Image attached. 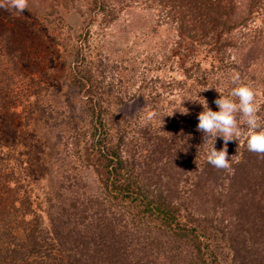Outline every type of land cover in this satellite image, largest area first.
I'll list each match as a JSON object with an SVG mask.
<instances>
[{"label":"trees","instance_id":"trees-1","mask_svg":"<svg viewBox=\"0 0 264 264\" xmlns=\"http://www.w3.org/2000/svg\"><path fill=\"white\" fill-rule=\"evenodd\" d=\"M127 1L90 0L88 11L103 13L109 22L137 0ZM139 1L175 29L170 53L183 77L170 85L185 98L181 139L168 134L170 106L153 115L155 126H140L133 137L113 130L110 101L102 98L112 87H101L103 80L84 65L77 47L65 78L87 113L85 120L62 116L60 123L71 131L58 133L54 143L45 139L44 157L56 164L49 178L56 192L45 197V212L31 199L30 183L37 180L28 160L0 145V264H264V158L248 151L244 136L243 145H227L231 167L222 174L224 169L207 161L212 140L205 142L195 129L203 111L199 100L218 111L216 88L227 94L234 87L224 86L240 61L234 54L247 52L241 58L244 73L258 59L264 64V0ZM14 17L0 26V137L11 121L32 134L41 115L47 113L49 122L57 114L42 106L41 94L48 88L41 79L48 75L52 48L31 40L34 34H25ZM248 77L255 82L253 74ZM259 83L264 117V74ZM9 112L15 119L5 120ZM62 139L64 156L57 153L64 150ZM215 147H224L221 137ZM86 171L95 176L93 193L82 177ZM47 236L57 248L46 246Z\"/></svg>","mask_w":264,"mask_h":264},{"label":"rangeland","instance_id":"rangeland-1","mask_svg":"<svg viewBox=\"0 0 264 264\" xmlns=\"http://www.w3.org/2000/svg\"><path fill=\"white\" fill-rule=\"evenodd\" d=\"M126 1L123 0V2ZM89 2L90 0H28V8L22 17L15 9L0 8V26L9 24L8 19L15 16V21L22 24L25 34H34L35 37L32 36L31 40H39L42 46L47 44L52 48V54L46 62L49 66L48 75L40 78L41 84H47L48 88L42 89L41 94L42 106L53 109L57 114L53 113L49 122L45 120L47 113L41 115L42 119L35 132L28 134L23 129L18 130L17 127L20 124L17 121L12 124L11 120L15 117L9 112L5 120L11 121L10 130L6 131L5 129V135L0 137V145L3 150L7 147L9 152L19 153L25 160H28L33 178L36 176L33 182L37 180L36 184L30 183L33 186L31 199L34 207L42 208L44 212L48 208L45 197H52V194L56 192L49 183L52 174L50 168L56 167V164H49L44 157L49 151L45 139L51 138L50 142L54 143L58 133L64 136L65 132L71 131V127L60 123L62 116L72 118L75 116L77 120H85L84 116L86 117L87 113L83 107H80L79 95H76L75 90L65 78V74L68 72L67 66L74 59L77 47L81 49L79 56L84 59V65L103 80L101 87H112L109 95L103 93L102 98L110 101L108 117H110L109 122L113 130L121 128L128 132V138L133 137L132 134L136 135V129L140 126L149 123L155 126L153 115L160 114L161 108L169 106L170 108H166L167 112L169 114L173 112L171 115H167L171 126L169 136L181 139L182 125L186 124L182 119L184 114L181 110L185 105V98H182L183 92L175 84L174 86L170 85L174 80L183 77L177 57L171 56L170 53L176 39L174 27L161 20L157 9L145 7L139 0L134 3L131 1V6L119 8L114 19L109 22L105 20L108 18L103 13L89 12ZM115 3L117 2L115 1ZM117 5L119 4L117 3ZM246 54V51L240 50L236 56L233 55L235 58H240V61L238 60V64L230 69L228 82L224 86L231 87L232 76L236 73L243 79L252 81L248 77V74L251 73L255 76L253 84L257 98L261 100L262 85L259 80L264 74V64L258 59L256 63L247 65L244 73V62L241 61V58ZM39 65L37 64V66ZM157 92L160 95L154 99L152 96ZM116 95L121 99L120 103L116 102ZM164 112L166 113L165 109ZM39 113H41L40 109ZM48 123L54 125L49 129ZM14 127H16V131L13 130ZM3 128L4 126L0 125V130ZM176 128L177 130L173 131ZM190 130L195 131L193 128ZM11 131H15L14 134ZM243 137L239 139L240 145H243L241 144L243 143L241 140H244ZM221 139L223 140L222 137ZM201 142L203 141L201 140ZM228 144H231L233 149L237 146L238 141H230ZM59 145L64 150L60 149L57 153L64 156L68 151L64 147L66 145L64 139ZM53 150L55 151V148ZM11 161L13 162L12 159ZM227 170L222 174H227ZM57 173L55 176H58ZM218 174L220 175V173ZM82 177L86 184L89 183L92 186V188L88 187V190L93 193L95 191L94 174L86 171L82 173ZM202 202H204L203 199ZM196 203L199 206L202 204L200 198ZM42 217L43 224L48 226V223L45 224L47 214L44 213ZM46 240V246L53 245L57 248L50 236H47ZM49 240L51 241L49 242Z\"/></svg>","mask_w":264,"mask_h":264},{"label":"clouds","instance_id":"clouds-1","mask_svg":"<svg viewBox=\"0 0 264 264\" xmlns=\"http://www.w3.org/2000/svg\"><path fill=\"white\" fill-rule=\"evenodd\" d=\"M0 8L24 12L28 8V0H0ZM232 84L234 87L227 94L216 88L219 97L214 103L218 106V111L212 110L205 99L203 102L199 100L203 111L198 114L197 130L203 133L205 142L212 140L207 161L213 167L224 170L231 167L228 143L239 141L242 136L246 137L248 151L264 158V117L260 115L261 104L258 102L255 86L238 73L232 76ZM182 112L187 114V109ZM217 137H222L224 141V147L220 150L215 147Z\"/></svg>","mask_w":264,"mask_h":264}]
</instances>
